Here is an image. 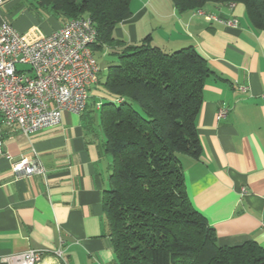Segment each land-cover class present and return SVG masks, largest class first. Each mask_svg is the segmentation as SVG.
Masks as SVG:
<instances>
[{
    "label": "crops",
    "instance_id": "0c3cea01",
    "mask_svg": "<svg viewBox=\"0 0 264 264\" xmlns=\"http://www.w3.org/2000/svg\"><path fill=\"white\" fill-rule=\"evenodd\" d=\"M1 1L0 11L17 0ZM130 10L113 30L116 39L139 44L149 36L165 52L193 46L213 71L196 117L201 153L180 157L188 196L213 226L219 245L254 240L264 248V31L252 27L240 3L200 8L235 18V27L207 21L195 9L178 11L171 0H131ZM17 20L18 32L29 41L65 22L57 18L51 30L38 33L36 25ZM119 50L97 51L104 57L99 71L107 69ZM239 85L247 90L240 91ZM100 95L95 87L89 98L94 104L88 102L82 114L64 112L58 125L27 136L1 125L0 259L38 249L45 251L38 264H113L102 209L111 156L103 149L98 124ZM219 108L227 109L225 117H217ZM23 156L36 157L44 174L15 173L11 164ZM243 188L246 193L241 194ZM59 239L63 260L52 254Z\"/></svg>",
    "mask_w": 264,
    "mask_h": 264
},
{
    "label": "trees",
    "instance_id": "16d2710c",
    "mask_svg": "<svg viewBox=\"0 0 264 264\" xmlns=\"http://www.w3.org/2000/svg\"><path fill=\"white\" fill-rule=\"evenodd\" d=\"M37 2L64 21L89 17L94 53L120 47L98 81V124L111 156L102 209L113 264H264V248L254 240L219 245L188 196L180 157L201 153L196 117L213 73L206 59L193 46L165 52L149 36L139 44L116 39L113 30L131 15V0ZM171 2L178 11L240 3L252 27L264 31V0Z\"/></svg>",
    "mask_w": 264,
    "mask_h": 264
},
{
    "label": "built area",
    "instance_id": "2783aa9c",
    "mask_svg": "<svg viewBox=\"0 0 264 264\" xmlns=\"http://www.w3.org/2000/svg\"><path fill=\"white\" fill-rule=\"evenodd\" d=\"M195 11L207 21L237 25L235 18ZM89 29H95L89 17L70 18L59 28L29 41L10 22H0V127L17 128L27 136L58 125L64 112L80 115L86 110L90 88L99 72L91 47L96 30ZM238 89L246 91L247 86L239 85ZM226 114V108H219L217 117ZM2 142L0 139V153ZM11 169L26 177L45 172L36 157H20ZM244 193L245 188L241 190ZM44 253L28 249L2 257L0 264H38ZM52 254L63 260L61 239Z\"/></svg>",
    "mask_w": 264,
    "mask_h": 264
},
{
    "label": "rangeland",
    "instance_id": "374dc122",
    "mask_svg": "<svg viewBox=\"0 0 264 264\" xmlns=\"http://www.w3.org/2000/svg\"><path fill=\"white\" fill-rule=\"evenodd\" d=\"M17 11V15H13ZM2 18L12 24V26L18 31L14 22L20 21V17L28 22L29 26L36 25L38 29H35L38 33L46 32L51 30L54 26L55 19H57L49 8H44L40 6L37 0H17L10 8L5 7L4 10H1ZM53 16V17H52ZM20 32V31H19ZM97 62L101 63L104 60V57L100 52L94 53ZM115 58V57H114ZM112 59V58H111ZM114 60V59H113ZM106 75V69L102 68L99 71L98 77L100 81H103ZM102 89L100 84H95L90 88L92 92L94 88ZM104 100V99H103ZM93 97L90 99L89 104H94ZM100 101V100H99Z\"/></svg>",
    "mask_w": 264,
    "mask_h": 264
},
{
    "label": "bare ground",
    "instance_id": "6f19581e",
    "mask_svg": "<svg viewBox=\"0 0 264 264\" xmlns=\"http://www.w3.org/2000/svg\"><path fill=\"white\" fill-rule=\"evenodd\" d=\"M89 30H95V29H89ZM119 100V99H118ZM100 104H101V101L97 102L96 104V108H99L100 107Z\"/></svg>",
    "mask_w": 264,
    "mask_h": 264
}]
</instances>
